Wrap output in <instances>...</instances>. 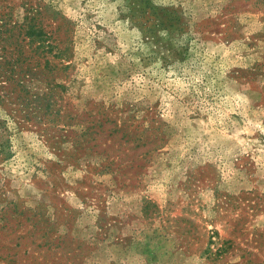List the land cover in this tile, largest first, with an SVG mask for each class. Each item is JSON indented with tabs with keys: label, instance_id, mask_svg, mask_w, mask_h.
Returning a JSON list of instances; mask_svg holds the SVG:
<instances>
[{
	"label": "rangeland",
	"instance_id": "374dc122",
	"mask_svg": "<svg viewBox=\"0 0 264 264\" xmlns=\"http://www.w3.org/2000/svg\"><path fill=\"white\" fill-rule=\"evenodd\" d=\"M0 264H264V0H0Z\"/></svg>",
	"mask_w": 264,
	"mask_h": 264
},
{
	"label": "trees",
	"instance_id": "16d2710c",
	"mask_svg": "<svg viewBox=\"0 0 264 264\" xmlns=\"http://www.w3.org/2000/svg\"><path fill=\"white\" fill-rule=\"evenodd\" d=\"M152 10H153V13L157 15V14L160 13V11H162V8H159L158 6H155ZM162 16L163 15H161V17ZM176 21H179V18L176 15L175 16H172V17L169 16V15H167V17L164 19V21L163 20H160V24L163 25V24H167V22H169V24H170L169 26H172L174 24V22H176Z\"/></svg>",
	"mask_w": 264,
	"mask_h": 264
}]
</instances>
